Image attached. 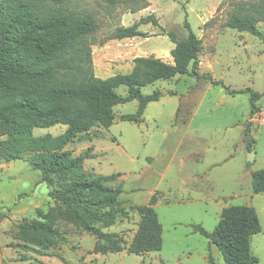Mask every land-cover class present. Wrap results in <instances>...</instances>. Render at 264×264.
I'll return each mask as SVG.
<instances>
[{
	"label": "rangeland",
	"instance_id": "374dc122",
	"mask_svg": "<svg viewBox=\"0 0 264 264\" xmlns=\"http://www.w3.org/2000/svg\"><path fill=\"white\" fill-rule=\"evenodd\" d=\"M259 0H69L64 8L88 14L98 24L92 35L91 58L96 77L106 78L132 69L136 56H155L172 62L174 43L186 37L187 21L202 40L197 73L176 75L141 87L143 94L160 91L149 102L140 122L120 120L134 114L137 101L115 105V119L108 128L93 127L70 142L72 156L88 151L83 160L87 174L120 172L112 186L121 188L119 206L126 214L104 228L130 241L139 221L132 205L147 204L152 193L160 197L154 205L162 225L159 251L135 254L126 250L92 253L95 237L59 219L65 240L48 250L17 246L16 225L36 217L54 204L52 187L40 180V171L29 158L6 162L0 159V264H210L208 239L194 232L200 224L211 232L221 209L229 205L253 206L261 231L251 238V251L264 264V193H253L250 172L264 168V42L248 33L224 26L230 14L249 9ZM153 15L158 25L145 19ZM146 37L112 38L119 26H131ZM257 27L264 32V24ZM191 69V65H189ZM250 88L261 95L257 110L250 113ZM116 91L125 95L126 86ZM64 124L34 128V136H56ZM253 161H248V158ZM249 163V164H248ZM214 264H227L210 245ZM40 249V248H37Z\"/></svg>",
	"mask_w": 264,
	"mask_h": 264
},
{
	"label": "trees",
	"instance_id": "16d2710c",
	"mask_svg": "<svg viewBox=\"0 0 264 264\" xmlns=\"http://www.w3.org/2000/svg\"><path fill=\"white\" fill-rule=\"evenodd\" d=\"M68 1L0 0V159L9 162L28 157L40 171L41 182L52 187L49 196L54 200L46 211L36 209V217L16 225L20 241L16 245L43 254L40 250L65 240L57 224L61 219L95 237L91 250L95 254L159 251L162 225L154 205L160 196L154 192L147 204L131 206L139 221L130 241L116 232L104 231L126 214L118 201L121 188L110 184L121 173L87 174L83 160L91 157L90 147L78 156H72L65 147L93 127L108 129L115 119L112 108L117 104L136 100V112L121 115L120 120L140 122L146 105L160 98V91L143 94L141 87L157 80L192 74L214 84L221 82L197 73L202 40L187 21L185 38L178 39L173 31L165 32L174 43L170 50L172 62L136 56L129 72L96 77L90 47L98 24L88 14L64 8ZM119 1L108 0L111 4ZM145 19L158 25L153 15ZM258 23L264 24V0L230 14L224 26L248 32L264 42ZM137 26H119L112 38L146 37ZM122 85L127 88L125 95L116 91ZM228 91L250 93V113L256 112L259 92L250 88ZM58 123L66 125V129L56 136L32 134L36 127ZM250 178L252 192L264 193V168L252 170ZM192 229L208 239L210 264H214L210 245L217 248L227 264L258 262L250 245L252 236L261 231L253 206H224L211 232L200 224L192 225ZM59 258L63 264H70Z\"/></svg>",
	"mask_w": 264,
	"mask_h": 264
},
{
	"label": "water",
	"instance_id": "95a60500",
	"mask_svg": "<svg viewBox=\"0 0 264 264\" xmlns=\"http://www.w3.org/2000/svg\"><path fill=\"white\" fill-rule=\"evenodd\" d=\"M248 161H253V158L249 157V158H248Z\"/></svg>",
	"mask_w": 264,
	"mask_h": 264
}]
</instances>
